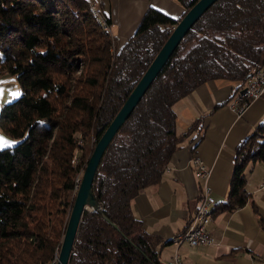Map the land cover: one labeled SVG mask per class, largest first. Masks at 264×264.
<instances>
[{"label":"trees","instance_id":"trees-1","mask_svg":"<svg viewBox=\"0 0 264 264\" xmlns=\"http://www.w3.org/2000/svg\"><path fill=\"white\" fill-rule=\"evenodd\" d=\"M173 1L183 17L199 0ZM182 17L149 8L119 47L84 0H0V77L21 90L0 111V133L16 141L0 149V264L57 263L95 145ZM262 68L264 0H218L105 151L92 190L109 222L83 213L68 264H162L158 249L169 242L147 234L132 205L161 181L183 140L200 136L204 118L178 133L175 104L212 80L242 88ZM256 164L264 166V123L236 148L228 196L212 215L246 205L244 173Z\"/></svg>","mask_w":264,"mask_h":264},{"label":"crops","instance_id":"crops-1","mask_svg":"<svg viewBox=\"0 0 264 264\" xmlns=\"http://www.w3.org/2000/svg\"><path fill=\"white\" fill-rule=\"evenodd\" d=\"M96 6L101 16L109 18V32L118 46L134 34L143 15L153 8L173 20L184 10L173 0H84ZM114 32V33H113ZM227 80H212L175 104L179 134L202 119L199 130L183 140L172 156L161 181L142 191L133 201V212L143 230L160 240L159 257L168 264L175 252L182 264H264V166L256 164L245 170L246 205L232 212L210 215L207 231L214 240L210 247L179 248L174 239L183 233L198 207L206 188L217 204L224 203L229 192L235 150L264 123V94L254 100L240 115L230 103L242 88ZM17 84L8 75L0 77V109L11 102ZM221 105L218 109L217 106ZM0 136L7 138L0 134ZM195 141H192V140ZM9 141V140H8ZM199 158L210 174L206 180L195 176L193 159ZM212 211L214 206L210 207Z\"/></svg>","mask_w":264,"mask_h":264},{"label":"water","instance_id":"water-1","mask_svg":"<svg viewBox=\"0 0 264 264\" xmlns=\"http://www.w3.org/2000/svg\"><path fill=\"white\" fill-rule=\"evenodd\" d=\"M217 1L218 0H199L182 17L132 92L129 94L121 109L118 111L114 119L111 121L105 132L98 140L88 160L82 175L81 182L78 186L56 264H68L83 213L97 212L103 216L102 209L94 198L92 185L100 161L108 146L120 128L124 125L126 120L130 117L136 106L139 104L149 87L159 75L186 34L203 16V14ZM103 218L105 221L109 222L104 216Z\"/></svg>","mask_w":264,"mask_h":264},{"label":"built area","instance_id":"built-area-1","mask_svg":"<svg viewBox=\"0 0 264 264\" xmlns=\"http://www.w3.org/2000/svg\"><path fill=\"white\" fill-rule=\"evenodd\" d=\"M94 6V5H93ZM96 14L100 15L96 6ZM101 16V15H100ZM101 19L102 16H101ZM264 94V68L255 70L247 79L242 91L234 96L230 106L233 111L240 115L254 100ZM193 165L196 167L195 176L198 179L206 180L210 170L197 157L193 159ZM215 206L214 201L209 197V191L205 188L201 193V198L196 208L192 220H190L186 230L179 234L173 241L176 248L183 245L188 247H210L214 245V240L207 231V226L211 219H205V208ZM168 264H182L177 252L171 257Z\"/></svg>","mask_w":264,"mask_h":264},{"label":"bare ground","instance_id":"bare-ground-1","mask_svg":"<svg viewBox=\"0 0 264 264\" xmlns=\"http://www.w3.org/2000/svg\"><path fill=\"white\" fill-rule=\"evenodd\" d=\"M89 8H90V12H91L94 16L97 17L95 7H94V6H90ZM98 21H99V22L101 23V25L104 27V31H105V32H109L108 26H107L106 24H104L105 22H103V20L100 19V18H99ZM210 207H212V206H207V207L205 208V219H209V218H210V215H211V212H212V211H210V210H211ZM214 207H215V206H214Z\"/></svg>","mask_w":264,"mask_h":264},{"label":"rangeland","instance_id":"rangeland-1","mask_svg":"<svg viewBox=\"0 0 264 264\" xmlns=\"http://www.w3.org/2000/svg\"><path fill=\"white\" fill-rule=\"evenodd\" d=\"M108 33H110V32H108ZM114 33V32H113ZM114 35V34H113ZM8 77L9 78H12L15 82H16V80H15V78L14 77H11V76H9L8 75ZM16 84H17V82H16ZM17 93H19V95H16ZM21 95V90H20V88H19V86H18V84H17V88H16V92H15V96L13 97V100L11 101V102H13V101H15L19 96ZM10 103V102H9ZM0 111H1V109H0ZM1 134V133H0ZM6 137V136H5ZM7 138V137H6ZM7 140H9V141H13L12 139H9V138H7ZM16 142V141H15ZM16 144V143H15ZM15 144H12L11 146H13V145H15ZM6 147H10V146H6ZM3 148H5V147H3ZM1 149V148H0ZM210 219V218H209Z\"/></svg>","mask_w":264,"mask_h":264},{"label":"snow or ice","instance_id":"snow-or-ice-1","mask_svg":"<svg viewBox=\"0 0 264 264\" xmlns=\"http://www.w3.org/2000/svg\"><path fill=\"white\" fill-rule=\"evenodd\" d=\"M16 95H19V93H17ZM15 143H16L15 141H8L4 137L0 136V148L11 146L12 144Z\"/></svg>","mask_w":264,"mask_h":264}]
</instances>
